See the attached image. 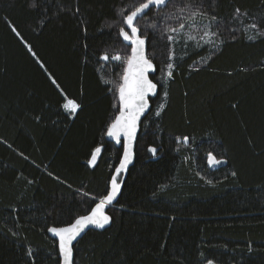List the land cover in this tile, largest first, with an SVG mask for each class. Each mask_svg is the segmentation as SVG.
<instances>
[{"label": "trees", "instance_id": "1", "mask_svg": "<svg viewBox=\"0 0 264 264\" xmlns=\"http://www.w3.org/2000/svg\"><path fill=\"white\" fill-rule=\"evenodd\" d=\"M146 2L0 0V264H60L48 229L110 191L124 147L106 133L132 51L120 30ZM197 18L211 41L169 39ZM136 25L159 94L111 226L88 231L74 263L264 264V0H171ZM211 153L228 164L211 170Z\"/></svg>", "mask_w": 264, "mask_h": 264}, {"label": "snow or ice", "instance_id": "2", "mask_svg": "<svg viewBox=\"0 0 264 264\" xmlns=\"http://www.w3.org/2000/svg\"><path fill=\"white\" fill-rule=\"evenodd\" d=\"M166 0H147L146 3H142L139 7H136L129 15L125 17L126 25L131 29L132 35L124 31L121 28V33L126 40L132 41L133 47L131 56L127 58V68L122 76V83L118 86L119 100L121 103V108L118 109L119 115L115 117L112 124L108 129V135L115 137L117 142H119L120 135L123 133L128 138L127 147L124 149V158L120 163V167L115 170L118 176L122 170H124L127 164L130 162L132 157V145L135 140V134L138 126V121L141 115L149 107L148 96L155 95L157 84L153 83L152 80L148 78V72L150 70H155V66L152 61L149 60L145 54V39L141 38L139 33V28L134 24L135 18L144 13L145 9H148L150 5H164ZM181 12L185 9H180ZM240 10L237 9V12ZM203 15V13H200ZM253 27H256L253 25ZM184 25H180V29H183ZM169 31L176 32L178 29H169ZM169 39H174V37H169ZM189 39H194L189 37ZM251 39V38H250ZM33 55H35L33 53ZM105 60L109 59L107 55L103 57ZM113 59L119 60V56L113 57ZM174 65H168L167 76L171 78L173 76ZM52 83L59 89V84L56 83L55 79ZM61 93L63 90L60 89ZM167 97L168 93H164ZM63 108L71 114H75L77 110L81 108L75 100L68 99L64 104ZM163 110V106H161ZM157 115L160 113L157 112ZM187 139V138H185ZM152 153L156 152L155 148H151ZM101 152V148L97 147L92 153L91 163L95 164L97 155ZM212 163H220L214 157L212 158ZM235 175V173H233ZM120 191V184L117 179L113 177L111 179V190L99 200L95 208L91 209L89 215L80 216L75 219V221L66 227H51L48 231L52 232L59 237V250L63 256V264H73V247L72 242L75 240L81 232L88 225H96L103 228L105 224H108L111 217L105 214L104 209L107 205L111 204L116 198ZM29 255H31V250H29ZM207 264H213L212 260H209Z\"/></svg>", "mask_w": 264, "mask_h": 264}, {"label": "water", "instance_id": "3", "mask_svg": "<svg viewBox=\"0 0 264 264\" xmlns=\"http://www.w3.org/2000/svg\"><path fill=\"white\" fill-rule=\"evenodd\" d=\"M170 1H171V0H166V3H165L164 5H150L148 9H145L144 13L139 14V15L135 18V20H134V24L136 25L137 20H138L139 18L143 17L145 14H147L152 8L155 7L157 10H159V9H161V8L166 7ZM126 26H127V25H126ZM136 26H137V25H136ZM124 31L128 32L129 35H132L131 29H130L128 26H127L126 29H124ZM138 35H139L141 38H144V39H145V54H146L147 58H148L149 60H151V59L149 58V56H148V39H147L146 37H144V36L141 34V30H140V29H139V33H138ZM121 36H122L123 41H124L127 45L133 47L132 41H130V40H126L122 34H121ZM131 52H132V51H131ZM151 61H152V60H151ZM152 64L155 66V70H154V71H153V70H150V71L148 72V78H149L150 80H152L153 83H156V84H157V82H156L155 80H153V78H152V77L156 74V72H157V67H156V64H155L153 61H152ZM126 68H127V67H126ZM159 90H160V87H159V85L157 84L156 94H155V95H151V94H150V95L148 96V104H149V107H148L147 110L144 112V114L141 115L140 118H139L138 126H137V130H136V134H135V140L133 141V145H132V153H133V154H132L131 160H130V162L127 164L126 168H125L124 170L121 171V173H124V174H125V178H126V176H127V174H128V171H129L130 167H131V166L134 164V162H135V156H136V144H137L138 136H139V133H140V130H141L142 122H143V120L149 115V113L151 112V109H152V99H153V98H156V97L158 96V94H159ZM120 108H121V103H120L119 109H120ZM118 115H119V111H118V113H117L116 116H118ZM109 127H110V126H109ZM108 129H109V128H108ZM106 140L109 141V142L114 143L117 147H120V146L123 145L124 149L127 147V144H128V138H127L123 133H121V135H120V139H119V142H117V140H116L115 137H111V136L108 135V130H107V133H106ZM185 142H186V144H189V140H188V139H186ZM99 148H101V152L97 155V158H96L95 164L91 163L92 156H91V158H90V160H89V164H90V166H92V167H94V166L97 165V163H98V161H99V159H100V156H101V154H102V152H103V147H99ZM213 157H214L216 160L220 161V163H212V158H213ZM123 158H124V150H123V155H122L121 161L123 160ZM121 161H120V163H121ZM120 163L118 164V166L116 167V169L120 167ZM227 164H228V160H227L226 158H220V157L216 156V155L213 154V153L209 154V156H208V165H209V168H210L211 170H217V169H219V168L225 167ZM116 169H115V170H116ZM121 173H120V174H121ZM118 176H119V175H118ZM118 176L116 175V172H114L112 178L115 177V178L117 179V182L120 184V191H119L118 195L116 196V198L112 201V203L109 204V205H107V206L105 207V209H104L105 214L108 215L109 217H111V215L109 214L108 210H109V208H110L111 206L116 205V203L118 202L119 197H120L121 192H122V189H123V185H124V182H119V180H118ZM110 190H111V183H110ZM98 202H99V200H98ZM98 202H97V203H98ZM97 203H96V204H97ZM96 204L94 205L93 208H95ZM93 208H92V209H93ZM90 212H91V211H90ZM90 212H89L88 214H85V215H89ZM85 215H82V216H85ZM79 217H80V216H79ZM77 218H78V217H77ZM74 221H75V220H74ZM74 221H73V222H74ZM73 222H72V223H73ZM70 224H71V223H70ZM111 224H112V217H111L110 222H109L108 224H105L103 228L98 227V226H96V225H88V226L83 230V232H81V234H80L75 240H73V242H72V247H73V264H75V263H74V259H75V251H74V247H75V245H76V244H77V243H78V242H79V241H80V240L86 235V233H87L88 231H90L91 229H93V230H97V231H103V230L107 229L108 227H110ZM68 225H69V224H68ZM68 225H65V226H52V227H57V228H59V227H66V226H68ZM50 228H51V227H50ZM48 233H49V235H50L52 238H54V239L57 240V243H58V249H59V237L56 236L55 234H53V233L50 232V231H48ZM59 253H60V258H61V262H60V264H63V256H62V253L60 252V250H59Z\"/></svg>", "mask_w": 264, "mask_h": 264}, {"label": "rangeland", "instance_id": "4", "mask_svg": "<svg viewBox=\"0 0 264 264\" xmlns=\"http://www.w3.org/2000/svg\"><path fill=\"white\" fill-rule=\"evenodd\" d=\"M200 33H205L206 35L201 36L200 39L211 41V36H214L213 33L210 31V27L206 24L200 21L199 18L195 20L189 21L187 24L184 25L183 29H179L174 34V39L176 36H179V34H186L188 37H198ZM115 57V56H114ZM120 57V56H119ZM113 59V58H112ZM109 60V59H107ZM116 60V59H113Z\"/></svg>", "mask_w": 264, "mask_h": 264}]
</instances>
